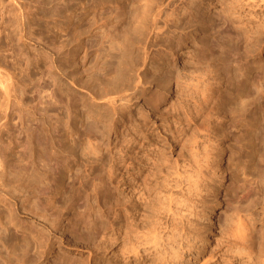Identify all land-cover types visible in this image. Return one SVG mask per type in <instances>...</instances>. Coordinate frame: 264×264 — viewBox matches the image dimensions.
<instances>
[{"label": "rangeland", "instance_id": "rangeland-1", "mask_svg": "<svg viewBox=\"0 0 264 264\" xmlns=\"http://www.w3.org/2000/svg\"><path fill=\"white\" fill-rule=\"evenodd\" d=\"M15 1L0 0V67L13 82L18 80L16 97L8 98L0 87V264H215L217 254L239 243L244 252L232 262L246 259L247 253L255 259L239 264H264V140L256 139L254 145L252 139L264 129V41L256 44L250 38L249 45L257 48L247 49V56L235 45L237 30L250 34L249 25L264 26V5L247 8L241 18L230 16L226 24L220 13L233 11L237 0H194L209 27L188 24L189 44L180 50L188 53L149 65L139 80L133 65L142 58L139 36L152 18L147 0H17L26 7L23 11ZM106 89L122 98L126 94L125 101L116 103L125 117L116 131L110 128L113 111L99 96ZM140 137L150 146L142 169H135L139 181L133 187L127 163L138 158ZM199 154L209 164L200 178L201 193L195 198L190 194L192 212L184 211V216L178 210L182 220L174 221L176 214L166 209L171 197L182 200L189 193L186 179L177 173L190 163L197 165ZM93 156L103 157L105 164ZM162 223L179 230L180 242L175 238L171 244L179 252L169 246L167 251L160 248V256L159 248L137 236L154 229L152 225L163 233ZM188 224L193 235L186 233ZM234 234L249 235L247 243ZM206 257L209 262L202 260Z\"/></svg>", "mask_w": 264, "mask_h": 264}, {"label": "bare ground", "instance_id": "bare-ground-1", "mask_svg": "<svg viewBox=\"0 0 264 264\" xmlns=\"http://www.w3.org/2000/svg\"><path fill=\"white\" fill-rule=\"evenodd\" d=\"M14 1V0H13ZM195 1H199V0H195ZM194 0L193 1H188L187 0V2L185 1V0H147L144 4H146V7L148 8V10L150 9V6H152L153 7V10H152V15H151V21H150V23L148 24V26H147V24H146V27H147V30L146 31H143L142 32V34L139 36L140 37V43H141V47H142V51H143V55H142V58L141 59H138V60H136L135 62H134V65H133V67L135 68V72H136V74L138 75V78H139V80H140V78H141V74H145V73H142V72H147L146 70H149V68H150V66H151V64H156V63H160L159 61L160 60H162L163 58H169L170 57V54H172L173 56L174 55H177L176 53H179V54H186V53H188V49L187 50H182L181 52H180V50L182 49V48H185L186 46H188V30H187V25L188 24H194V23H196V24H198L199 26H202V25H205V26H207V27H209V25H210V22L208 21V20H204V19H201V17H203L202 16V13L204 12H201V8L199 7V4L197 3V2H195ZM203 1V0H202ZM228 1V0H227ZM230 1V0H229ZM232 2H233V0H231ZM236 1V0H235ZM238 2H239V4H238V7H233L234 6V4H235V2L233 3V6H232V9H234L233 11H231V9H228V10H225L226 12H228V14L224 11V12H221L220 13V15L221 16H223V17H221L223 20L222 21H224L225 20V22H223V23H226V24H230V20L232 19V18H230V16L231 17H233L234 18V16L235 17H239V18H241V17H244L245 16V14H246V11L248 10V9H250V7L252 8L253 6H254V8H255V6H260L261 4L262 5H264V0H237ZM201 2V1H200ZM23 3V2H22ZM20 1H15V5H16V8L18 7L19 9H20V11L22 10H24V8H26V7H24V5L22 4ZM201 4V3H200ZM230 4V3H229ZM226 5V4H225ZM228 5V4H227ZM26 6V5H25ZM237 6V5H236ZM202 7V6H201ZM227 7H231V4H230V6H227ZM17 8V9H18ZM146 8V9H147ZM248 8V9H247ZM251 11V10H250ZM250 14V13H249ZM210 15V14H209ZM233 15V16H232ZM247 15V14H246ZM253 15V14H252ZM260 16V15H259ZM252 18V17H251ZM254 18H257V17H253V19ZM24 19V18H23ZM207 19V18H206ZM209 19V18H208ZM230 19V20H229ZM236 19V18H235ZM245 19V18H244ZM259 19H261V18H259ZM25 20V19H24ZM24 20H22V21H24ZM234 21V20H233ZM243 21V20H242ZM256 21V20H255ZM259 21V20H258ZM228 22V23H227ZM238 22H240V21H238ZM253 22V21H252ZM257 22V21H256ZM264 22V21H263ZM216 23V22H215ZM232 23V22H231ZM233 23H235V22H233ZM237 23V22H236ZM258 23V22H257ZM261 23H262V21H261ZM260 23V24H261ZM22 24H25V21L24 22H22ZM192 24V25H193ZM245 24V23H244ZM235 25V24H234ZM23 26V25H22ZM226 26V25H225ZM242 26V25H241ZM244 26V25H243ZM249 26H251V28H250V30H251V32H250V34H246V32H244V31H240V32H238L239 30H235L236 32V36L237 37H235L236 38V40H237V43H235V41H234V43H235V45H239L238 47H240V49L242 48V51H243V53H244V55H245V53H246V50L248 49L249 50V48H254L255 46H253V45H249V39L250 38H253L251 41H253V40H258V42H256V44L257 43H260L261 44V42H263L264 41V26L261 28L260 27V25L259 24H255V23H253V25H249ZM262 26V25H261ZM145 27V28H146ZM193 27V26H192ZM237 27V26H236ZM247 27V26H246ZM23 29H24V27H22ZM145 30V29H144ZM249 30V29H248ZM249 33V32H248ZM250 36V37H249ZM259 40H263V41H261V42H259ZM250 41V42H251ZM254 43H255V41H254ZM252 44V43H251ZM260 44H258V46L260 45ZM255 45V44H254ZM249 46H253V47H249ZM255 48H257V47H255ZM261 48H264V43H262V45H261ZM205 51L207 50L206 48L204 49ZM204 50H202L201 52H203V54L205 53L204 52ZM239 50V49H238ZM252 51H253V49H251ZM250 50V51H251ZM200 52V53H201ZM240 52V51H239ZM241 53V52H240ZM206 54L208 55V53L206 52ZM242 54V53H241ZM207 55L205 56V55H201V57H202V59L204 58V57H206V58H208L207 57ZM243 56V55H242ZM245 56H247V55H245ZM173 59V58H172ZM176 59V58H175ZM201 59V60H202ZM210 59V58H209ZM207 60V59H206ZM200 62V61H199ZM173 63V62H172ZM150 65V66H149ZM202 67V66H201ZM133 68V69H134ZM208 68V67H207ZM243 68V67H242ZM165 69V68H164ZM226 69V68H225ZM224 69V70H225ZM239 69V68H238ZM244 69V68H243ZM249 69V68H248ZM171 70V69H170ZM210 70V69H209ZM228 70V69H227ZM167 71V70H166ZM173 71V70H172ZM204 71H206V70H204ZM3 72H5V71H3L2 70V68L0 67V87L3 89V92L6 94V96L8 97V98H13V97H16V87H17V84H16V82L18 83V80L16 81V82H13V81H15V80H13L11 77L12 76H10V75H8V72L6 73H3ZM218 72V71H217ZM216 72V73H217ZM226 72V71H225ZM249 72V71H248ZM201 73V72H200ZM205 73H207V72H205ZM224 73V72H223ZM227 73H228V71H227ZM241 73L243 74V72L241 71ZM240 73V74H241ZM245 73H246V68H245ZM250 73V72H249ZM249 73H247V74H249ZM166 74V73H165ZM211 74V73H210ZM209 74V75H210ZM213 74V73H212ZM229 74V73H228ZM228 74H226V75H228ZM167 75V74H166ZM200 75V74H199ZM215 75V74H214ZM232 75V74H231ZM230 75V76H231ZM237 75V74H236ZM236 75H234V76H236ZM167 76H169V75H167ZM171 76V75H170ZM204 76V75H203ZM174 77H176V76H174ZM178 77V76H177ZM182 77V76H181ZM180 77V78H181ZM232 77V76H231ZM240 77V76H239ZM239 77H238V81H239ZM242 77H244V76H242ZM171 78V77H170ZM173 78V77H172ZM233 78V77H232ZM245 78V77H244ZM177 79V78H176ZM235 78H233V80H234ZM240 79H242L241 77H240ZM249 79V78H248ZM247 79V80H248ZM257 79V78H256ZM177 81V80H176ZM236 81V80H235ZM238 81L236 82V83H238ZM244 82H245V80H243ZM242 81V82H243ZM234 82V81H233ZM16 84V85H15ZM110 89H106L105 91H103V93H102V95L100 94L99 96L102 98H105L106 100H107V102H108V104H109V107L111 108V110L113 111V117L111 118L112 120H111V125H110V128H112L114 131H116V126H117V122H119V121H122V119H123V117H124V115H123V117L121 116V111H119V107H118V104H116L117 102H118V99L119 98H121V99H126L125 98V95H124V97L122 98V95H116V93L117 92H110L109 91ZM128 98V97H127ZM123 99V100H124ZM129 99V98H128ZM120 100V99H119ZM121 101V100H120ZM125 101V100H124ZM119 103H121V102H119ZM124 114V113H123ZM124 119H125V117H124ZM262 123V122H261ZM263 124V123H262ZM128 127V126H127ZM257 127V126H256ZM259 127H261V125H259ZM258 127V128H259ZM263 127H264V125H263ZM257 128V129H258ZM199 129H201V128H199ZM257 129H255V130H257ZM132 130V129H131ZM207 130V129H206ZM202 131V130H201ZM210 131V130H209ZM212 131V130H211ZM254 131V130H253ZM199 132V131H198ZM197 132V133H198ZM208 132V131H207ZM140 133V132H139ZM166 133V132H165ZM195 133V132H194ZM213 132H211V134H212ZM137 134V133H136ZM167 134V133H166ZM189 134H191V133H189ZM143 135H145V134H143ZM142 135V136H143ZM210 135V134H209ZM250 135V134H249ZM107 136V135H106ZM110 136V135H109ZM147 136V135H146ZM162 136V135H161ZM200 136H202V135H200ZM108 137V136H107ZM145 137V136H144ZM151 137V136H150ZM189 137H190V135H189ZM203 137V136H202ZM205 137V136H204ZM253 137V138H252ZM252 139H253V144L255 145V141H256V139L257 140H261V141H263L264 140V129L261 127V128H259L254 134H252ZM130 138V137H129ZM158 138H159V136H158ZM195 138V137H194ZM212 138V137H211ZM137 139V138H136ZM140 139H141V137H140ZM143 139V138H142ZM141 139V140H142ZM169 139V138H168ZM196 139V138H195ZM108 140H109V138H108ZM120 140V139H119ZM139 140V139H138ZM137 140V141H138ZM140 140V141H141ZM146 140L147 139H143V146H142V148L139 150V152L137 153V159H133L132 158V156H131V158H132V160H129V158H128V163H127V171H126V176L127 177H129V186L130 185H132L133 187H134V185H133V183H134V180H135V184H137L138 182L137 181H139V176L136 174L137 173V170L139 169V165H141V163L140 162H142V164L143 163H145V162H143V159L145 158H143V154L144 153H146L147 151V149H149L148 147L150 146V145H148V147H147V142H146ZM151 140V139H150ZM112 141V140H111ZM132 141V140H131ZM176 141V140H175ZM184 141V140H183ZM188 141H190V140H188ZM194 141V140H193ZM258 141V142H259ZM261 141H260V143H261ZM133 142V141H132ZM145 142H146V144H145ZM206 142V141H205ZM208 142V141H207ZM211 142V141H210ZM110 143V142H109ZM128 143H130L129 141H128ZM151 143V142H150ZM162 143V142H161ZM170 143V142H169ZM172 143V142H171ZM203 143V142H202ZM259 143V144H260ZM101 144V143H100ZM99 144V145H100ZM136 144V143H135ZM183 144V143H182ZM213 144V143H212ZM263 144V143H262ZM261 144V145H262ZM109 146V144H107L106 143V146ZM154 145V144H153ZM184 145V144H183ZM187 146H189L188 144H186ZM185 145V146H186ZM258 145V144H257ZM119 146V145H118ZM126 146V145H125ZM131 146H132V144H131ZM141 146V145H140ZM200 146V145H199ZM203 146V145H202ZM208 146H209V144H208ZM211 146V145H210ZM252 146V145H251ZM152 147V146H151ZM182 147V146H181ZM254 147V146H253ZM131 148V147H130ZM200 148H201V146H200ZM203 148V147H202ZM211 148V147H210ZM260 148V147H259ZM146 149V150H145ZM194 149V148H193ZM196 149V148H195ZM209 149V148H208ZM215 149V148H214ZM214 149H212V150H214ZM261 149V148H260ZM117 150V149H116ZM123 150V149H122ZM125 150V149H124ZM161 150H162V148H161ZM182 150V149H181ZM207 150V149H206ZM206 150L204 151V152H206ZM253 150V149H252ZM255 150V149H254ZM120 151V150H119ZM126 151H127V149H126ZM190 151H192V150H190ZM189 151V152H190ZM194 151V150H193ZM197 151H198V149H197ZM256 151V150H255ZM121 152V151H120ZM123 152V151H122ZM121 152V153H122ZM196 152V151H195ZM194 152V153H195ZM216 152V151H215ZM258 152V151H257ZM260 152V151H259ZM118 153V152H117ZM125 153V152H124ZM127 153V152H126ZM125 153V154H126ZM163 153V152H162ZM180 153V152H179ZM183 153V152H182ZM191 153V152H190ZM193 153V152H192ZM201 153V152H200ZM219 153V152H218ZM129 154V153H128ZM181 154V153H180ZM196 154V153H195ZM198 154V153H197ZM196 154V155H197ZM253 154V153H252ZM261 154V153H260ZM127 155V154H126ZM149 155V154H148ZM152 155V154H151ZM188 155H189V153H188ZM191 155V154H190ZM194 155V154H193ZM195 155V156H196ZM201 154H199V156H200ZM208 155V154H207ZM210 155V154H209ZM107 156V155H106ZM121 156V155H120ZM181 156V155H180ZM187 156V155H186ZM185 156V157H186ZM228 156V155H227ZM253 156V155H252ZM96 157H98L99 158V156H96ZM95 156H93V160H95V158H96ZM101 157V156H100ZM111 157V156H110ZM130 157V156H129ZM156 157V156H155ZM210 157V156H209ZM214 157V156H213ZM232 157V156H231ZM89 158V157H88ZM96 159L97 160V163L99 164V163H103L104 162V160H103V157H102V160H103V162H101L102 160H100V158L99 159ZM118 158V157H117ZM116 158V156H115V160L117 159ZM122 158H125V157H122ZM127 158V157H126ZM149 159V158H148ZM158 159V158H157ZM163 159V158H162ZM259 159V158H258ZM261 159V158H260ZM86 160V159H85ZM88 160V159H87ZM91 160V159H90ZM111 160V159H110ZM109 160V161H110ZM119 160V159H118ZM121 160V159H120ZM119 160V161H120ZM123 160V159H122ZM121 160V161H122ZM153 160V159H152ZM155 160V159H154ZM194 160L196 161V163H197V165H195V164H192V163H190L187 167H185L184 168V172L183 171H179L177 174L179 175V177L180 178H182V177H184V180L186 179V181H187V183H185V184H187V187H186V185H185V187L186 188H184L186 191H189V193L187 194V195H185V198L184 197H182V198H184V199H182V200H180L179 198V200L178 199H176L177 197L174 195V198H172L171 196H169V198L171 197V202L169 201V207L167 206L166 207V209H168L167 210V212L168 211H170L172 214H176V213H178L177 211L178 210H181V212L179 211V213H181V214H183V212L184 211H187V210H189V211H187V212H192V205H193V203H192V200H191V197L193 196L194 197V194H196V195H198V197H199V194L201 193L200 191H199V188H201L200 187V184H201V180H200V178H204V170H205V167H207L206 166V164H208V163H206L207 162V158H206V155L205 154H203V156L201 155L200 157H197L196 156V158H194ZM193 160V161H194ZM221 160V159H220ZM120 161V162H121ZM149 161V160H148ZM183 161H185V160H183ZM260 161V160H259ZM90 162V161H89ZM105 162H107V161H105ZM113 162H116V161H113ZM112 162V163H113ZM120 162H118V163H120ZM137 162H139L140 164H137ZM159 162V161H158ZM160 163V162H159ZM186 163V162H185ZM210 163V162H209ZM213 163V162H212ZM251 163V162H250ZM105 163H103L102 165H104ZM107 164V163H106ZM215 164V163H214ZM110 165V164H109ZM121 165H123L122 163H121ZM125 165V164H124ZM209 165V164H208ZM218 165V164H217ZM257 165V164H256ZM255 165V166H256ZM95 166V165H94ZM114 166H116V165H114ZM142 166L143 165H141L140 167H141V169H142ZM212 165H210V167H211ZM215 166V165H214ZM224 166V165H223ZM243 166V165H242ZM260 166V165H259ZM263 166V165H262ZM117 167H118V165H117ZM116 167V168H117ZM120 167V166H119ZM125 167V166H124ZM213 167V166H212ZM137 168V170H135ZM172 168V167H171ZM170 168V169H171ZM223 168V167H222ZM176 169V168H175ZM183 169V168H182ZM212 169V168H211ZM218 169V168H217ZM228 169V165L225 167V170H227ZM240 169V168H239ZM245 169V168H244ZM258 168H256V170H257ZM110 170V169H109ZM149 170V169H148ZM174 170V169H173ZM180 170V169H179ZM207 170V169H206ZM224 170V169H223ZM248 170V169H247ZM246 170V171H247ZM120 171V170H119ZM122 171V170H121ZM171 171V170H170ZM213 171V170H212ZM242 171H244V170H242ZM250 171V170H249ZM262 171V170H261ZM76 172V171H75ZM112 171H110L109 173H111ZM118 172V171H117ZM146 172V171H145ZM152 172V171H151ZM174 172H176V171H174ZM173 172V173H174ZM210 172V171H209ZM216 172V171H215ZM228 172V171H227ZM114 173V172H113ZM172 173V174H173ZM204 173V174H203ZM214 173V172H213ZM246 173V172H245ZM118 174V173H117ZM168 174V173H167ZM171 174V175H172ZM176 174V173H175ZM203 174V175H202ZM211 174V173H210ZM209 174V175H210ZM244 174V173H243ZM242 174V176H244ZM247 174V173H246ZM83 175V174H82ZM111 175H112V173H111ZM124 175V174H123ZM148 175V174H147ZM208 175V174H207ZM208 175V176H209ZM221 175V174H220ZM256 175V174H255ZM113 176H114V174H113ZM165 176H167V175H165ZM175 176V175H174ZM201 176H203V177H201ZM213 176V175H212ZM211 176V177H212ZM257 176V175H256ZM77 177V176H76ZM210 177V176H209ZM210 177V178H211ZM217 177V176H216ZM80 178V177H79ZM108 178V177H107ZM118 178H120V177H118ZM141 178H142V176H141ZM174 178V177H173ZM247 178V177H246ZM84 179V178H83ZM124 179V178H123ZM130 179H132L131 181H130ZM175 179V178H174ZM179 179V178H178ZM208 179V178H207ZM206 179V180H207ZM122 180V179H121ZM120 180V181H121ZM128 180V179H127ZM167 180V179H166ZM172 180V179H171ZM204 180V179H203ZM86 181V180H85ZM174 181V180H173ZM176 181V180H175ZM180 181H181V179H180ZM217 181V180H216ZM81 182V181H80ZM118 182H119V180H118ZM171 182V181H170ZM170 182H169V184H170ZM85 183V182H84ZM174 183V182H173ZM157 184V183H156ZM205 184V183H204ZM221 184V183H220ZM138 185H140V184H138ZM160 185H162V184H160ZM172 185V184H171ZM142 186V185H141ZM150 186V185H149ZM205 186V185H204ZM213 186V185H212ZM133 187H131L132 189H133ZM227 187V186H226ZM79 188V187H78ZM129 188V187H128ZM130 188V189H131ZM160 188V187H159ZM73 189V188H72ZM148 189V188H147ZM225 189H227V188H225ZM161 191V190H160ZM163 191V190H162ZM175 191V190H174ZM199 191V192H198ZM149 192V191H148ZM147 192V193H148ZM165 192V191H164ZM172 192V191H171ZM185 192V191H184ZM211 192V191H210ZM129 193V192H128ZM161 193V192H160ZM175 193V192H174ZM174 193H171V194H174ZM193 194L192 196H190V194ZM206 193V192H205ZM208 193V192H207ZM144 194V193H143ZM213 194V193H212ZM218 194V193H217ZM148 195V194H147ZM178 195V194H177ZM203 195V194H202ZM181 196V195H180ZM206 196V195H205ZM130 197V196H129ZM160 197V196H159ZM153 198H156V197H153ZM162 198V197H161ZM195 198V197H194ZM201 198H203V196H201L200 198H198V199H201ZM211 198V197H210ZM212 198H214V197H212ZM212 198H211V200H212ZM262 198V197H261ZM145 199H147V198H145ZM167 199V198H166ZM130 201V198L128 199L127 198V201ZM135 200V199H134ZM148 200V199H147ZM150 200V199H149ZM148 200V201H149ZM152 200V199H151ZM155 200V199H154ZM160 200V199H159ZM216 200V199H215ZM227 200V199H226ZM225 200V201H226ZM142 201V200H141ZM157 201V200H156ZM162 201H163V199H162ZM196 201V200H195ZM200 201V200H199ZM203 201V200H202ZM115 202H117V201H115ZM198 202V201H197ZM206 202V201H205ZM229 202V201H228ZM263 202V201H262ZM135 203V202H134ZM145 203V202H144ZM148 203V202H147ZM150 203V202H149ZM154 203V202H153ZM162 203V202H161ZM160 203V204H161ZM167 203H168V201H167ZM196 203V202H195ZM114 204V203H113ZM136 204V203H135ZM155 204V203H154ZM157 204V203H156ZM159 204V203H158ZM159 204V205H160ZM230 204V203H229ZM264 204V203H263ZM116 205V204H115ZM117 205H119V204H117ZM153 205V204H152ZM228 205V204H227ZM237 205V204H236ZM147 206H148V204H147ZM155 206V205H154ZM162 206H163V203H162ZM161 206V207H162ZM136 207V206H135ZM140 207V206H139ZM150 207V206H149ZM152 207V206H151ZM160 207V206H159ZM198 207H200V206H198ZM113 208V207H112ZM127 208V207H126ZM157 208V207H156ZM165 208V207H164ZM237 208V207H236ZM114 209V208H113ZM141 209V208H140ZM147 209V208H146ZM153 209V208H152ZM159 209V208H158ZM161 209V208H160ZM159 209V210H160ZM164 210V209H163ZM258 210V209H257ZM130 211H131V209H130ZM155 211V210H154ZM156 211H157V209H156ZM204 211V210H203ZM120 212V211H119ZM158 212V211H157ZM186 212V213H187ZM127 213H129V212H127ZM126 213V214H127ZM133 213H134V211H133ZM149 213V212H148ZM150 213H152V212H150ZM160 213V212H159ZM228 213H230V212H228ZM227 213V214H228ZM261 213H263V212H261ZM132 214V213H131ZM135 214V213H134ZM172 214H169V216H171L172 217ZM256 214V213H255ZM128 215V214H127ZM133 215V214H132ZM142 215V214H141ZM144 215V214H143ZM142 215V216H143ZM146 215H147V211H146ZM152 215V214H151ZM155 215V214H154ZM184 216H185V214H183ZM190 215V214H189ZM205 215V214H204ZM264 215V214H263ZM114 216V215H113ZM145 216V215H144ZM153 216V215H152ZM165 216V215H164ZM169 216H167V217H169ZM176 217H177V214L175 215ZM174 216V217H175ZM179 216V215H178ZM184 216H183V218H184ZM188 216V215H187ZM222 216V215H221ZM241 216V215H240ZM254 216V215H253ZM118 217V216H117ZM127 217V216H126ZM129 217H131V216H129ZM163 217V216H162ZM173 218V220L174 219H177V220H174V221H178V219H181V218ZM191 217V216H190ZM209 217V216H208ZM231 217V216H230ZM235 217V216H234ZM122 218V217H121ZM151 218V217H150ZM166 218V217H165ZM222 218V217H221ZM225 218V217H224ZM241 218V217H240ZM114 219V218H113ZM112 219V220H113ZM120 219V218H119ZM118 219V220H119ZM147 219H148V217H147ZM161 219L162 218H160L159 220H158V222H161ZM172 219V218H171ZM185 219H188V217L187 218H185ZM193 219V218H192ZM211 219V218H210ZM235 219V222H236V218H234ZM233 219V220H234ZM117 220V221H118ZM139 220V219H138ZM151 220V219H150ZM153 220V219H152ZM168 220V219H167ZM182 220V219H181ZM258 220V219H257ZM260 220H262V219H260ZM115 221H116V219H115ZM128 221V220H127ZM145 221V220H144ZM148 221V220H147ZM146 221V222H147ZM173 221V222H174ZM184 221H187V220H184ZM191 220H189V222H190ZM226 221H228V220H226ZM112 222H114V221H112ZM120 222V221H119ZM129 222V221H128ZM132 222H134V221H132ZM135 222H137V221H135ZM153 222V221H152ZM155 222V221H154ZM157 222V223H158ZM172 221H168V223H173ZM182 222V221H181ZM219 222V221H218ZM229 222V221H228ZM234 222V221H233ZM238 222V221H237ZM236 222V223H237ZM240 222V221H239ZM138 223V222H137ZM141 223V222H140ZM142 223H144V222H142ZM148 223V222H147ZM167 223V224H168ZM176 223V222H175ZM177 223H179V222H177ZM193 223V222H192ZM191 223V224H192ZM226 223V222H225ZM128 224V223H127ZM131 224V223H130ZM163 224V223H162ZM164 224H166V222H164ZM164 224L163 225H161V227H162V229H163V233H162V231L161 232H159L158 230H157V228H159V227H153V225H156L155 223L152 225V227L151 228H154V229H150V230H146V229H148V227H146V228H144V230H146V231H144V232H142V234H140V235H137V236H139V239L141 238V242H143V244L144 243H146L147 244V242H148V246H149V243H151L152 242V244H153V246H154V248H159V254H160V256H163L164 255V253H162V251H160L161 249H165V251H167L166 249H168V247L169 246H172L173 244L172 243H174L175 241L174 240H176L177 239V241H179V237H178V235H177V237L178 238H176V231H179V230H176V227L175 226H172L171 227V225L169 224V225H165L164 226ZM174 224V223H173ZM184 224V223H183ZM182 224V225H183ZM187 224V223H186ZM186 224H185V226H186ZM218 224V223H217ZM232 224H234V223H232ZM239 224V223H238ZM241 224V223H240ZM252 224V223H251ZM113 225V224H112ZM120 225V224H119ZM143 225H145V223L143 224ZM148 225V224H147ZM146 225V226H147ZM150 225V224H149ZM193 225V224H192ZM191 225V226H192ZM230 225V224H229ZM242 225V224H241ZM246 225V224H245ZM249 225V224H248ZM158 226H160V225H158ZM163 226H164V228H163ZM232 226V225H231ZM230 226V227H231ZM130 227V226H129ZM132 227V226H131ZM168 227H171V228H169L170 229V231H166V228H168ZM182 227V226H181ZM189 227H190V225L188 224V229H189ZM218 227V226H217ZM222 227V226H221ZM233 227V226H232ZM234 227H236V226H234ZM233 227V229H235ZM241 227V226H240ZM238 228V229H241L242 231L243 230H245V229H242V228ZM245 227V226H244ZM247 227V226H246ZM254 227V226H253ZM127 228V227H126ZM133 228V227H132ZM131 228V229H132ZM150 228V227H149ZM237 228V227H236ZM257 228V227H256ZM120 229V228H119ZM129 229V228H128ZM142 229V228H141ZM161 229V230H162ZM185 229H186V227H185ZM184 229V230H185ZM225 229V228H224ZM223 229V231L225 232L226 230H224ZM261 229V228H260ZM133 230V229H132ZM137 230V229H136ZM181 230V229H180ZM183 230V232L182 233H185V231L187 230H185L184 231ZM191 230V235H193L192 233V230L193 229H189L188 230V232H186V233H189V231ZM236 230V229H235ZM234 230V232H236ZM250 230H251V228H250ZM249 230V231H250ZM253 230V229H252ZM129 231V230H128ZM128 231H127V233H128ZM134 231V230H133ZM133 231H130V232H133ZM158 231V232H157ZM182 231V230H181ZM193 231H195V230H193ZM221 231V230H220ZM232 232H233V230H231ZM247 231V230H246ZM249 231H247V232H249ZM139 232V231H138ZM165 232V233H164ZM238 232L240 233V231L238 230ZM237 232V233H238ZM245 232V231H244ZM247 232H246V234H247ZM253 232V231H252ZM139 233H141V231L139 232ZM180 233V232H179ZM185 233V234H186ZM205 233V232H204ZM221 233V232H220ZM223 233V232H222ZM226 233H228V232H226ZM238 233V234H239ZM249 233H251V232H249ZM259 233V232H258ZM133 234H135L134 232H133ZM138 234V233H137ZM181 234V233H180ZM180 234H179V236H180ZM190 234V233H189ZM188 234V235H189ZM236 234V233H235ZM234 234V235H235ZM238 234H236L237 236H238ZM242 234V233H241ZM244 234V233H243ZM242 234V235H243ZM257 234V233H256ZM263 234V233H262ZM131 235V234H130ZM187 235V236H188ZM191 235H189V236H191ZM224 235V234H223ZM235 235V236H236ZM242 235H240L239 237H241V238H238L237 236V240L239 239V241L241 242H243L244 241V239L245 240H247L246 239V237L248 238V236H246L245 238H244V236L242 237ZM121 236V235H120ZM134 236H136V235H134ZM182 236H184V235H182ZM186 236V235H185ZM186 236V237H187ZM188 236V237H189ZM194 236H195V233H194ZM226 236H227V234H226ZM228 236H230V235H228ZM251 236V235H250ZM260 236H262V235H260ZM264 236V235H263ZM113 237H115V236H113ZM112 237V238H113ZM191 237H193V236H191ZM199 237H201V236H199ZM225 237V236H224ZM232 237V236H231ZM230 237V238H231ZM235 237V238H236ZM257 237V236H256ZM119 238V237H118ZM117 238V239H118ZM123 238V237H122ZM130 238H132V237H130ZM134 238V237H133ZM136 238V237H135ZM176 238V239H175ZM181 238V237H180ZM185 238V237H184ZM183 238V239H184ZM217 238H219V237H217ZM227 238V237H226ZM229 238V237H228ZM234 238V239H235ZM263 238V237H262ZM185 239H188V238H185ZM191 239V238H190ZM195 239V238H194ZM200 239V238H199ZM121 240V239H120ZM128 240V239H127ZM137 240H138V237H137ZM202 240V239H201ZM249 240H250V238H249ZM134 241V240H133ZM132 241V242H133ZM185 241V240H184ZM188 241V240H187ZM192 240H190L189 242L190 243H192L191 242ZM196 240H194V242H195ZM198 241V240H197ZM203 241V240H202ZM215 241V240H214ZM233 240H231V242H232ZM252 241V240H251ZM138 242H140V241H138ZM140 242V243H141ZM180 242V241H179ZM218 242V241H217ZM219 242H220V239H219ZM218 242V243H219ZM230 242V241H229ZM234 242H236V241H234ZM238 242V241H237ZM262 242V241H261ZM116 243V242H115ZM127 243H130L131 244V242H127ZM126 243V244H127ZM199 243V242H198ZM200 243H201V241H200ZM209 243V242H208ZM213 243V242H212ZM222 243V242H221ZM228 243V242H227ZM233 243V242H232ZM239 243V242H238ZM244 243V242H243ZM245 243H247V242H245ZM244 243V244H245ZM252 243V242H251ZM250 243V244H251ZM254 243V242H253ZM259 243V242H258ZM258 243H257V245H258ZM112 244H114V243H112ZM123 244V243H122ZM125 244V243H124ZM129 244V245H130ZM151 244V245H152ZM172 244V245H171ZM178 243H176V245H177ZM181 244V243H180ZM183 244V243H182ZM187 244V243H186ZM186 244H185V246L184 245H182L184 248L186 247L187 248V246H186ZM193 244V243H192ZM196 244H197V242H196ZM203 244V243H202ZM201 244V245H202ZM242 243H239V245H236V243H235V247L233 248V246L231 247H228L227 248V253H225V251L223 252V250L219 253V254H217V255H219V259H217V260H215L216 262H214L215 264H239V263H241V262H243V261H246V259H247V261H251L252 259H255L254 257L253 258H251L250 257V255H248L247 253H246V259L245 258H243V259H234L235 260V262L233 261L232 262V260H233V258H240V255H242V254H240L241 252H244L243 251V249L241 248V247H243V245H241ZM260 244V243H259ZM263 244V243H262ZM262 244H261V246H262ZM3 245V244H2ZM8 245V244H7ZM136 245V244H135ZM140 245V244H139ZM142 245V244H141ZM187 245H189V243L187 244ZM204 245V244H203ZM232 245V244H231ZM138 246V245H137ZM159 246H161V247H159ZM178 246H181V245H178ZM181 246V247H182ZM192 246V245H191ZM190 246V247H191ZM228 246V245H227ZM248 245H246V247H247ZM249 246H251V245H249ZM260 246V245H259ZM5 247V246H4ZM151 247V246H150ZM173 247V246H172ZM172 247H170V248H172ZM176 247V246H175ZM189 247V248H190ZM194 247V246H193ZM197 247V246H196ZM195 247V248H196ZM199 247H202V246H199ZM204 247V246H203ZM217 247V246H216ZM224 247H226V246H224ZM255 247V246H254ZM117 248V247H116ZM135 248V247H134ZM147 248V247H146ZM161 248V249H160ZM174 248V247H173ZM194 248V249H195ZM220 248V247H219ZM239 248H241L239 251H238V249ZM245 248V247H244ZM253 248V247H252ZM122 249H125V248H122ZM138 248H136V250H137ZM149 249H151V248H149ZM149 249H146V250H149ZM178 249V248H177ZM188 249V248H187ZM192 249V248H191ZM250 249V248H249ZM254 249V248H253ZM256 249V248H255ZM133 250V249H132ZM154 250V249H153ZM169 250V249H168ZM174 250H175V248H174ZM197 250H198V247L196 248V253L198 254V252H197ZM248 250V249H247ZM252 250V249H251ZM261 250V249H260ZM125 251V250H124ZM143 251V250H142ZM145 251V250H144ZM175 251H177V252H179L178 250H175ZM191 252H192V250H190ZM212 251V250H211ZM255 251V250H254ZM262 251V250H261ZM263 251H264V249H263ZM123 252V251H122ZM126 252V251H125ZM135 252H137L138 253V251H135ZM155 252H156V249H155ZM164 252V251H163ZM169 252H171V250L169 251ZM169 252H167L168 254H170ZM209 252V251H208ZM223 252V253H222ZM240 252V253H239ZM245 252H247V251H245ZM249 252H250V250H249ZM248 252V253H249ZM257 252V251H256ZM129 253V252H128ZM136 253V254H137ZM157 253V254H158ZM161 253L163 254V255H161ZM176 253V252H175ZM210 253V252H209ZM217 253V252H216ZM216 253H215V255H216ZM253 253V252H252ZM123 254V253H122ZM144 254V253H143ZM172 254V253H171ZM174 254V253H173ZM181 255V253H178L177 255ZM183 254V253H182ZM194 254V253H193ZM213 254V253H212ZM251 254V253H250ZM174 255H176V254H174ZM179 255V256H180ZM185 255V254H184ZM189 255H191V256H193L192 254H190L189 253ZM195 255V254H194ZM208 255H210V254H207V257H209ZM214 255V256H215ZM248 255V256H247ZM261 255V254H260ZM128 256V255H127ZM140 256H142V255H140ZM155 256V255H154ZM178 256V257H179ZM183 256V255H182ZM213 256V255H212ZM213 256V257H214ZM252 256H253V254H252ZM255 256V255H254ZM159 257V256H158ZM165 257V256H164ZM170 257V256H169ZM172 257V256H171ZM175 257V256H174ZM178 257H176V258H178ZM195 257H197V255L195 256ZM206 257V258H207ZM212 257V258H213ZM217 257V256H216ZM261 257V256H260ZM262 257H263V255H262ZM131 258V257H130ZM145 258V257H144ZM187 258V257H186ZM189 258H191L190 256L188 257V259ZM203 258V257H202ZM202 259V260H209V259H211V256H210V258L208 259ZM258 258V257H257ZM264 258V257H263ZM2 259V258H1ZM159 259V258H158ZM158 259H156V260H158ZM170 259V258H169ZM168 259V260H169ZM199 259V258H198ZM197 259V260H198ZM151 260V259H150ZM154 260V259H153ZM152 260V261H153ZM160 260V259H159ZM158 260V261H159ZM171 260H172V258H171ZM201 260V259H200ZM214 260V259H213ZM164 261V260H163ZM205 261V262H206ZM246 261V262H247ZM253 261V260H252ZM260 261V260H259ZM84 262V261H83ZM149 262V261H148ZM154 262V261H153ZM156 262V261H155ZM165 262V261H164ZM207 262H209V261H207ZM206 262V263H207ZM257 262V261H256ZM262 262V261H261ZM55 263V262H54ZM85 263V262H84ZM163 263V262H162ZM253 263H255V262H253ZM252 263V264H253ZM258 263V262H257ZM91 264V263H90ZM149 264V263H148ZM158 264V263H157ZM164 264V263H163ZM174 264H175V262H174ZM248 264V263H247ZM262 264V263H261Z\"/></svg>", "mask_w": 264, "mask_h": 264}]
</instances>
